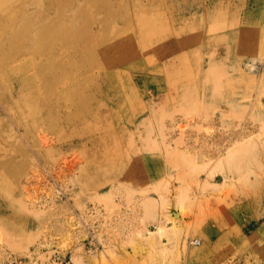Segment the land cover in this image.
Listing matches in <instances>:
<instances>
[{"label":"rangeland","instance_id":"rangeland-1","mask_svg":"<svg viewBox=\"0 0 264 264\" xmlns=\"http://www.w3.org/2000/svg\"><path fill=\"white\" fill-rule=\"evenodd\" d=\"M15 6L0 52L20 34L8 67L29 74L0 79V264H264V0ZM43 27L82 75L34 123L43 97L17 85Z\"/></svg>","mask_w":264,"mask_h":264},{"label":"bare ground","instance_id":"bare-ground-1","mask_svg":"<svg viewBox=\"0 0 264 264\" xmlns=\"http://www.w3.org/2000/svg\"><path fill=\"white\" fill-rule=\"evenodd\" d=\"M20 1L21 3H18L19 1L15 0V5H16L15 10L16 11L20 9V5L24 2V0H20ZM63 1H67V0H63ZM15 32L18 33L19 32L18 29L15 30ZM36 32L37 34H35V37L38 34L40 35V32L38 30H36ZM43 33L45 34L43 35ZM41 35L44 37L42 44L43 43L45 44V42H47L48 44L44 45L42 50H44L45 47L47 48L45 49V51H42L40 54H39L38 49L41 47L42 44L41 42H37L35 44V50L37 49L38 51L36 54L32 55V57L35 56V58H33V65L30 68L29 87L27 90H23L21 87H19V84L17 85V88L19 90L17 93H25L22 95V99L25 101V104H28L30 101L26 93L27 94L33 93L31 94L32 98L30 97L31 101L33 100V102L37 101V99L41 100L42 99L41 97H43L42 100H44L43 102L45 104V106H43L45 107L44 110L41 107L35 108V110L31 111V113L29 114L30 118L33 120L34 123H37L39 121L38 119L43 118L44 112L47 114V118L45 119H47V121L48 119L49 121L50 120L52 121L53 120L52 112H54L52 110L58 109V107L60 106L58 102L59 94L64 93L62 91L63 85L65 84L66 81L69 80L68 82H72V84L76 86V88L73 90V93H80V90H79L80 87L78 86H80V78H81L80 75H82L81 72H77V71H72L68 73L67 75H65L66 71H65V68L62 66L64 64V62L62 61L66 57V56L65 57L62 56L64 53V46L57 42L56 34L51 32L49 28L43 27V29L41 30ZM52 36H53V42L51 43V41L48 40V37H52ZM17 37H18V46L16 49H12L11 52L10 51L6 52L5 53L6 56H2L3 52H0V79L2 78V80L8 86L13 85V84L15 86L18 79L20 78L23 79L27 74H29V71H27L26 74L22 77L21 71L16 69L19 65L8 67L10 64H13L12 62L13 58L11 57L15 54L14 52L15 51L17 52L18 50L23 49V48H20L21 35L19 34ZM1 49H5V46L3 45V40L0 39V50ZM51 50L53 54L52 56L50 55ZM21 55L22 54L19 53V56ZM39 60L42 62H40ZM250 66L254 68L256 67V64L254 63V64H251ZM5 76H6V79H5ZM40 104H42V102ZM56 110H55V113L58 112ZM156 230H157L156 232H151L149 233V235L153 236L154 234L162 233L163 231L161 227H158ZM194 244L199 245V241H194V240L188 241V245H194Z\"/></svg>","mask_w":264,"mask_h":264},{"label":"built area","instance_id":"built-area-1","mask_svg":"<svg viewBox=\"0 0 264 264\" xmlns=\"http://www.w3.org/2000/svg\"><path fill=\"white\" fill-rule=\"evenodd\" d=\"M8 264H31V262H29L28 260L25 259H19L16 261H10ZM51 264H57L55 261H53ZM68 264V263H66Z\"/></svg>","mask_w":264,"mask_h":264}]
</instances>
